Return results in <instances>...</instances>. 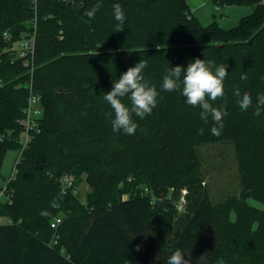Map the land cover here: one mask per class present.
<instances>
[{
	"label": "trees",
	"instance_id": "obj_1",
	"mask_svg": "<svg viewBox=\"0 0 264 264\" xmlns=\"http://www.w3.org/2000/svg\"><path fill=\"white\" fill-rule=\"evenodd\" d=\"M210 1L253 11L226 29L204 25L187 0H100L95 19L85 12L97 0H38L37 8L33 0H0V179L7 152L21 147L31 91L44 107L41 131L0 201V264H166L177 249L191 264H264V106L256 114L264 94V0ZM116 3L126 16L121 32ZM34 30L28 64L13 46ZM196 58L227 65L225 95L209 101L228 113L218 136L211 117L201 120L181 91L161 88L166 70ZM141 59L159 92L156 107L143 119L133 114L134 135L113 132L103 94ZM237 88L252 98L247 111ZM221 142L235 147L241 188L215 202L199 148ZM65 175L73 178L69 188ZM83 181L85 199L77 191ZM171 187L188 189L191 209L175 225L174 214L154 202Z\"/></svg>",
	"mask_w": 264,
	"mask_h": 264
},
{
	"label": "clouds",
	"instance_id": "obj_2",
	"mask_svg": "<svg viewBox=\"0 0 264 264\" xmlns=\"http://www.w3.org/2000/svg\"><path fill=\"white\" fill-rule=\"evenodd\" d=\"M100 0L86 10L85 15L90 19H95V14L102 7ZM113 15L116 24L115 32L124 30L126 19L122 6L119 3L113 5ZM148 67L147 60H140L135 66L129 67L120 77L112 81V88L103 94V99L110 105L111 111L107 115L111 119L112 131L123 132L126 135H134L138 124L133 119V114L140 119L150 115L156 107L159 92L154 85H150L145 79L143 72ZM214 69V70H213ZM227 65H214L211 61L196 58L188 63L187 67L176 66L166 70L162 78L161 88L166 92L181 91L186 103L192 107H199L200 119L208 123L209 117L213 122L211 132L213 135H220L223 128V118L227 116L224 108L214 107L209 101H216L225 95L224 80L228 76ZM247 79V76H242ZM234 95L238 98L237 103L242 111H247L252 106V98L248 93L241 95L239 88L235 89ZM130 101L126 105L123 100ZM257 111L259 115L260 106H264V94L257 96ZM199 134H203V129ZM166 264H191L190 256L180 250H175L166 261Z\"/></svg>",
	"mask_w": 264,
	"mask_h": 264
},
{
	"label": "rangeland",
	"instance_id": "obj_3",
	"mask_svg": "<svg viewBox=\"0 0 264 264\" xmlns=\"http://www.w3.org/2000/svg\"><path fill=\"white\" fill-rule=\"evenodd\" d=\"M190 6L195 9L197 15L204 25L213 21L224 28H231L240 22L241 18L249 15L253 11L250 5H232L229 6L225 15L222 8H217L210 0H187ZM202 166L205 175V182L209 187L211 195L215 202L222 200L228 193L241 188L239 179V167L235 147L230 142L209 143L199 148ZM18 150H9L4 159L0 183L7 182L13 173ZM89 190L88 184L83 181L78 185V194L82 199L86 198ZM188 189L183 188L176 191L173 187L169 188L167 194L154 197L156 206L163 209L168 214H174L173 225L179 220H185L191 213L188 200ZM253 204L262 206L260 202L250 200ZM4 220V219H2ZM175 234V231H173Z\"/></svg>",
	"mask_w": 264,
	"mask_h": 264
},
{
	"label": "built area",
	"instance_id": "obj_4",
	"mask_svg": "<svg viewBox=\"0 0 264 264\" xmlns=\"http://www.w3.org/2000/svg\"><path fill=\"white\" fill-rule=\"evenodd\" d=\"M64 2H69L71 0H60ZM38 0H33L34 8H37ZM33 26L36 28L37 19L34 18ZM6 40H11V36L8 32L4 33ZM35 41H36V30L25 34L20 40L15 42L14 48L16 49V56L20 57L24 60L25 63H32L34 58L35 51ZM44 116V107L42 104V100L39 94L31 91L27 105L24 111V117L22 119L23 133L21 138V147L18 149V156L16 158L14 170L12 176L16 172V165L20 161L21 156L25 148L29 146L32 140L35 138L36 134L41 131V120ZM11 176V177H12ZM11 179V178H10ZM9 179V180H10ZM0 183V201H5L9 198V194L6 192V188L8 186V182ZM73 184V178L69 175H65L63 177V185L65 188H69ZM62 222L61 217H56L52 222L51 226L53 228H57L59 224Z\"/></svg>",
	"mask_w": 264,
	"mask_h": 264
},
{
	"label": "crops",
	"instance_id": "obj_5",
	"mask_svg": "<svg viewBox=\"0 0 264 264\" xmlns=\"http://www.w3.org/2000/svg\"><path fill=\"white\" fill-rule=\"evenodd\" d=\"M190 5H191V3H190ZM228 7H229V6H227V7H225V8L222 9V10H223V13H222L223 15L226 14L225 11H226V9H227ZM191 8H192V6H191ZM217 8H218V7H217ZM193 9H195V8L193 7L192 10H193ZM193 12H194V10H193ZM194 14H195V12H194ZM245 16H246V15H245ZM243 17H244V16H243ZM237 24H238V23H237ZM237 24H236V25H237ZM236 25H234V26H236ZM234 26H233V27H234ZM231 28H232V27H231ZM227 29H229V28H227Z\"/></svg>",
	"mask_w": 264,
	"mask_h": 264
}]
</instances>
